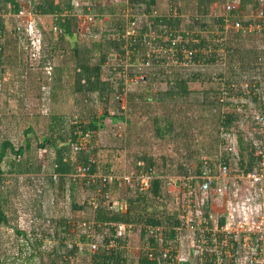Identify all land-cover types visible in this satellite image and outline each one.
I'll list each match as a JSON object with an SVG mask.
<instances>
[{"label": "trees", "instance_id": "1", "mask_svg": "<svg viewBox=\"0 0 264 264\" xmlns=\"http://www.w3.org/2000/svg\"><path fill=\"white\" fill-rule=\"evenodd\" d=\"M197 1L199 11L195 16L188 7L191 0H169L166 6L161 4V0H83L77 5L74 0H32L38 15L51 18L50 28L45 30L37 16L42 50L47 54L42 62L50 64L55 81V86L49 88L50 93L53 91L55 96L54 90L68 84L76 102L92 108L105 104L100 116L93 113L83 121L70 122L65 114H52L49 132L41 136L35 126L28 125L24 130L26 138L20 147H16L8 137L0 142V225L6 226L11 224V217L7 212L8 192L4 190L6 174L2 168L3 161L8 154H13L9 173L21 175L34 171L26 165L30 161L21 158L31 150V134L35 135L38 147L51 149L52 170L45 178L44 187L51 195L53 189H60L70 212L77 218L64 214L53 220L54 230L47 232L42 227H35L34 231L55 242L49 264H165L166 260L160 256L165 247L172 245V253L177 255L184 246L183 242L176 240L178 228L185 223L181 219V206L167 187L170 177L201 175L206 156L213 161L227 159L228 154L223 150L226 135L234 141L241 160L253 161L251 128L255 112L264 110L259 93L264 88V47L258 51L255 46L241 49L237 40L242 33L248 32L243 29L233 33L232 29L226 30L220 15H215L218 25L215 28L211 24L209 9L218 0ZM237 1L239 7L235 14L238 17H242L241 8L252 4V9H256L261 3V0ZM19 5V0H0V11L15 15L19 12ZM125 8H133L136 13L151 10L149 18L141 24L140 33L156 29L164 35L187 40L186 44L178 47L179 51L183 47L192 51L199 47L194 58L204 65H163L160 62L168 59V51L154 54L149 58V64H143L148 61L149 46L140 41L127 46L125 28L129 20L124 13ZM80 14L92 20L87 32L81 30ZM105 15L109 17L107 20ZM261 22V31L264 32V21ZM1 28L4 41L0 50V66L20 64V51H25L28 35L19 31L17 24L7 29L5 20ZM8 35L12 37L6 39ZM162 42L166 49L171 47L167 40ZM237 52L246 54L241 58L244 62L242 67L249 65L248 72L251 73L244 74L243 77L247 78L242 86L240 79L234 76L236 65L233 62L237 60L233 58H237ZM177 56H180L178 52ZM226 61L224 72L206 73L207 68L221 66ZM199 80H210L214 86L209 90H199L201 98L197 99L192 96L195 91L191 89V83ZM158 83H165L166 87L154 90ZM253 86L261 87L255 90ZM118 93L126 96V108L119 116L109 112L111 105L121 106L116 101ZM117 110L123 111L118 107ZM107 118L114 123L125 121L121 140L133 165L129 170L120 171L113 167V163L106 162L102 174L148 170L153 177L147 190L126 189L117 180L102 186L98 181L88 182L86 177H70L80 165L88 168L87 175L99 171L96 160L91 158V151L96 147L75 149L74 144L84 134L91 133L90 140L95 137L98 130L105 127ZM89 143L91 141H87ZM55 173L58 179L54 181ZM81 181L93 192L78 200L76 193ZM199 181L194 178L193 186L198 187ZM91 196L97 197L94 207L88 203ZM112 202L116 203L115 207L110 204ZM42 208L40 211L43 213L53 212L50 206L47 210L44 205ZM204 210L210 216V207H204ZM220 221L224 223L225 218ZM73 226L78 230L76 233L69 231ZM158 227L160 230L150 232V228ZM93 228L100 238H92ZM133 232L140 238L137 257L128 251L129 235ZM16 233L21 239L24 237L22 241H27L29 236L26 232L16 229ZM93 241H99L95 252L90 250ZM36 252L31 255L43 259L44 253ZM82 253H89L90 260L81 262L78 259L76 262Z\"/></svg>", "mask_w": 264, "mask_h": 264}, {"label": "rangeland", "instance_id": "2", "mask_svg": "<svg viewBox=\"0 0 264 264\" xmlns=\"http://www.w3.org/2000/svg\"><path fill=\"white\" fill-rule=\"evenodd\" d=\"M74 1L77 5L83 0ZM161 1V4L166 6L169 0ZM233 1L236 5V8H238L239 2L237 0ZM198 2L199 1L197 0H191L190 4L188 5L190 11L194 13L195 16H197L196 13L199 11ZM19 4L25 9V15L22 16L21 14L22 17L20 21H22V24L25 28H29L32 15L30 12H34V3L32 0H19ZM226 6L227 0H218L217 2L211 4L209 16L211 19V24L215 28L218 27L216 24L217 22L215 21V15L222 16L225 13ZM263 6L264 0H261L260 6L256 9H252L253 5L249 4L248 6L241 8L240 16H242L244 19H249L255 16L258 13L257 11L262 9ZM129 11L130 8L124 9V13L127 17H129ZM37 16L45 30L50 28V16ZM78 17L82 32H87V30H89L92 25L91 18L83 14H80ZM13 18L15 19L13 20ZM108 18L109 17L107 15L104 16L105 20ZM14 24H17L16 16L6 15L5 25H7V29H11ZM27 32L24 33L27 35ZM231 32L233 33L236 31L233 30ZM203 34L206 35L207 33L204 31ZM32 35L34 36L35 34L32 33ZM11 37V35H8L6 39ZM29 38L30 36H28V39ZM30 39L26 45V49L24 47L25 51H20L22 53V61L20 64L17 63L15 66L12 64L7 66L4 65V67L6 66L7 68L6 71L3 70L4 67L0 66V142L4 137H8L14 142L16 147H20L23 144L26 138L24 130L30 124L35 126L37 134L41 136L49 132L48 125L50 123V117L52 114H65L70 122L75 120L83 121L90 118L93 113H96L98 116H100L102 112H104L103 106L105 105L102 104L98 107L96 106L95 108H92L85 105L84 103L76 102L68 84H65L62 89L55 88L56 90L54 91L56 95L53 96V91L50 93L49 88L51 85L55 86V81L53 79V73L50 64L47 63L44 65V62H42L47 57V54H45L42 50L43 44H41V46L38 45V42L35 44L31 42L29 44L31 41ZM32 40L36 41L35 38H32ZM237 41L241 46L240 48L243 50L244 48L255 46V50L258 51L259 48L264 47V32L257 30L254 32L242 33ZM245 55L246 54L237 52L235 53V57L237 58H233V60L239 61V63L235 61L233 64L236 65L234 76L237 78V80L240 79L241 86L245 82V78H247L243 77L244 74H251L248 72L250 71L248 67L249 65L242 67L244 62L241 58ZM226 64H228L227 61L225 64H221V66L214 65L212 68H207L206 73L210 74L213 71L215 74L224 72V67ZM141 78L142 77H139V79ZM158 84V86H154V90L159 87H166L165 83ZM246 85L247 84H245V86ZM211 86L214 85H212L210 80L193 81L191 83V89H193L195 92L192 93V96L200 99L201 95L199 93L201 92H199V90H209ZM116 101L119 103V105L121 103V106L111 105V107H109V112L113 115H123L124 109L126 108V96L123 95L120 102L117 98ZM117 107L123 111L117 110ZM124 122L125 121L120 120L114 123L112 122L111 118H107L105 120V127L98 130L97 135L89 140L91 143L86 145V148H90L92 145L93 147H96L95 150L91 151V158L93 161L96 160L98 164L99 171H97V173H103L101 172L103 170L102 167L106 162L113 163V167L116 170L124 171L131 169L133 161L126 155V149L123 148V142L121 140V134H123L126 126ZM247 125L249 126V124ZM31 135V150L26 151L24 155L21 156V158L23 160L28 159L30 163L26 162V165L31 167L34 171L21 175L13 173V175L5 176L4 190L8 192L7 212L11 217V224L8 226L0 225L1 264H49L51 262L50 254L54 252L52 245H54L55 242L50 241L51 239L46 236L40 235V232L34 231L36 229L35 227H42V230L47 232L51 229L54 230L53 228L55 223L53 220L56 221V218H59L64 214L67 216L70 214V216H74L70 212V206H67V201L65 197H63L60 189H53V195H51V193L47 191V188L44 187L45 178H47L48 174L52 170L51 149L49 147L45 149L38 147L35 135ZM12 158L13 154H8L3 161L2 168L4 169V172H8L10 169V161ZM176 177L177 176L170 177L167 187L176 202H183L184 189L182 185L175 184L173 178ZM120 185L127 189L126 185ZM78 187L79 189L76 193L78 200L87 195L89 196V194L91 195L93 192L83 181L79 183ZM240 203L241 202L239 201L236 205L238 206ZM42 205L46 206V210L47 207L50 206L53 208V212H41L43 211ZM234 206L235 203H233V207ZM181 207L183 209V204H181ZM74 218H77L76 215ZM31 219H34L35 222L32 223L34 227L31 225L32 227L30 228L31 235L28 237L27 241H22L21 236L16 233V229H19L18 224H24V221L28 222ZM27 226H29V222L27 223ZM75 228L76 226H73L69 229V231H74L76 233L78 230ZM179 235H182L184 244L182 252L179 253V256L181 259L186 258V261L183 260L182 264H196L197 259L195 257L194 245L197 242L198 235L194 230L185 227L184 229L178 231V236ZM77 236L78 235H76V237ZM129 237L130 246H128V251L137 257L140 249L139 235L138 233L133 232L129 235ZM92 238H100V235L96 233V230L92 232ZM68 241L72 242L70 239ZM173 243L175 242L173 241ZM33 251H37L36 254H39L38 252H43V259H41L39 256H32L31 254ZM86 255H88L87 258H84ZM89 258V253H82L81 257H78L76 262L78 259L81 262H87L90 260Z\"/></svg>", "mask_w": 264, "mask_h": 264}, {"label": "built area", "instance_id": "3", "mask_svg": "<svg viewBox=\"0 0 264 264\" xmlns=\"http://www.w3.org/2000/svg\"><path fill=\"white\" fill-rule=\"evenodd\" d=\"M19 8V12L15 13L18 30L23 34L28 31L27 35L30 36L31 42L34 44L38 42V45L41 46L42 35L37 24L38 14L35 10L33 13L30 12L32 14L31 22L29 23V28H25L22 21H20L21 17L25 15V9L21 5H19ZM236 9L234 1L227 0L225 13L222 15L223 26L226 30L261 31L263 28L261 20L264 21L263 8L257 11L256 17L253 16L249 19L238 17L235 14ZM150 11L136 13L133 8H130L129 21L125 28L127 46L138 41L149 46L148 61H144L143 64H149V58L154 54H162L168 51V59H158L161 60L160 63L163 65L203 66L204 64L201 60L194 58L199 47H196L193 51L188 47H183L179 51L178 47L184 43L186 44L187 40L174 35H164L156 29L140 33L141 24L143 20L149 18ZM6 15L9 16L11 14L0 11V50L4 41L1 25L4 24ZM150 22L148 20V23ZM32 33L35 34V37ZM32 38H35L36 41L32 40ZM163 40L171 43L169 49L164 47ZM177 52L180 56H177ZM134 81H136V78ZM259 87L261 86H253L255 90ZM261 89L262 92H259L261 94L260 100L261 106L264 107V88ZM122 97V93L116 95L119 101ZM251 133L253 161L241 160L237 146L226 135L223 150L228 154L227 159L213 161L206 156L203 160L204 171L201 175L173 178L175 184L182 185L184 189V200L178 203L180 206L183 204V209L181 207V219L184 220L185 224L182 228H178V231L185 227L194 230L198 235L197 242L194 245L196 264H264V110L255 112ZM90 136L91 133L79 136L74 148H85ZM87 170L86 166L80 165L77 168V172L70 177L74 179L86 177L88 182L98 181L102 186H105L107 182L117 180L119 184L137 188L140 191L147 190L150 187L153 177L148 170L138 172L125 171L117 174L96 172L92 175H87ZM53 178L54 181L57 180L58 175L56 173L53 174ZM194 178L200 180L198 187H194L192 184ZM98 191H100V188ZM239 201L241 203L237 206L236 204ZM88 203L93 207L96 206L97 197H88ZM233 203H235L234 207ZM110 204L114 207L116 206L115 202ZM204 207H210V216L206 215ZM221 218H225L224 223H221ZM28 222L29 226H27ZM28 222L19 223L18 228L30 236V228L33 226L32 223L35 222L34 219ZM155 229L160 230L159 227L150 228V232L154 233ZM94 230L93 228L90 234ZM176 240L183 242L182 235L177 236ZM98 248L99 244L96 241L90 244L92 252L97 251ZM172 249H174L173 246L168 245L161 251L160 256L166 260L165 264H182L183 260L186 261V258H180V254H173Z\"/></svg>", "mask_w": 264, "mask_h": 264}, {"label": "crops", "instance_id": "4", "mask_svg": "<svg viewBox=\"0 0 264 264\" xmlns=\"http://www.w3.org/2000/svg\"><path fill=\"white\" fill-rule=\"evenodd\" d=\"M6 175H13V173L5 172ZM19 230V229H18ZM20 231V230H19ZM11 236V235H10Z\"/></svg>", "mask_w": 264, "mask_h": 264}]
</instances>
